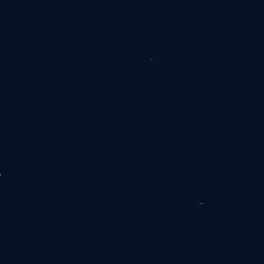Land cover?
<instances>
[{
    "label": "water",
    "instance_id": "1",
    "mask_svg": "<svg viewBox=\"0 0 264 264\" xmlns=\"http://www.w3.org/2000/svg\"><path fill=\"white\" fill-rule=\"evenodd\" d=\"M0 264H264V0H0Z\"/></svg>",
    "mask_w": 264,
    "mask_h": 264
}]
</instances>
